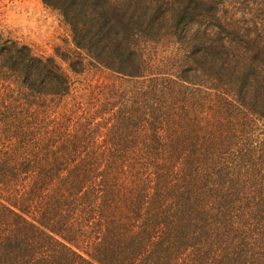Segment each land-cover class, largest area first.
I'll list each match as a JSON object with an SVG mask.
<instances>
[{"label":"trees","instance_id":"1","mask_svg":"<svg viewBox=\"0 0 264 264\" xmlns=\"http://www.w3.org/2000/svg\"><path fill=\"white\" fill-rule=\"evenodd\" d=\"M41 2L59 12L70 27L75 47L96 65L129 78L147 77V93L154 99L157 86L159 96L168 87L169 110L178 107L181 111L178 115L152 113L155 130L164 131L169 146L150 157L145 154L150 166L156 167L148 170L145 164L140 171H150L157 180L163 172L172 178L163 186L170 184L162 197L153 194L147 201L141 193L147 195L150 188L141 191L142 183L135 177L124 176L126 180L120 183L114 177L104 178L103 198L88 196V205L78 206L83 214L90 213L94 203L96 209L101 208L91 220L89 214L76 213V223L85 220L89 226L82 247L77 244L76 223L54 222L44 209H37L35 225L26 218L30 216L27 205L17 202L0 213V264H264V230L250 243L241 228H234L237 231L231 237L238 240L227 244L223 226L225 220L229 222L225 216L230 214L232 192L246 195L249 213L258 206L264 211V155L260 150L264 144L256 143L251 134L252 119L264 127V0ZM162 36L178 44L170 72L157 79L161 73H147L142 47ZM8 48L10 72L25 91L48 96L67 93L66 79L53 60L33 57L25 47ZM200 78H206L215 86L210 90L217 91L207 93L211 96L208 111L217 99L216 119L211 115L202 121L195 112L196 93L201 91L186 95L187 87ZM190 104L192 116L187 109ZM166 163L176 164L177 172L166 169ZM57 189L58 184H52L51 194ZM210 193L218 202L206 198ZM209 205L212 211L205 214ZM127 224H137L138 231L132 232ZM164 224L168 231L156 229ZM142 229H152L157 239L143 241ZM43 248L45 252L38 251Z\"/></svg>","mask_w":264,"mask_h":264},{"label":"rangeland","instance_id":"2","mask_svg":"<svg viewBox=\"0 0 264 264\" xmlns=\"http://www.w3.org/2000/svg\"><path fill=\"white\" fill-rule=\"evenodd\" d=\"M175 44L178 42L174 38L162 36L143 45L149 75L161 73L156 77L161 79L162 74L170 72L177 52ZM8 47H25L33 57L53 60L59 74L66 79L67 93L48 96L25 91L21 81L10 72ZM148 82L147 77L129 78L96 65L75 47L70 27L59 12L44 6L41 0H0V213L23 202L30 213L26 218L35 225L37 209H44L52 221L61 219L66 225L76 223V213L89 214L91 220L101 208L96 209L94 203L90 205L91 212L83 214L78 206L88 205V196L103 198L102 183L110 177L118 183L126 180L124 176L135 177L142 183L141 191L150 188L147 195L142 191L143 200L147 201L153 194L162 197L170 184L163 186L172 177L163 172L157 180L150 171H140L145 164L148 170L156 167L150 166L148 158L169 146L164 131L155 130L152 113L178 115L181 110L178 107L169 110L172 97L168 87L159 96L160 86H157L158 101L148 94ZM214 87L206 78H200L185 91L189 97L194 95L190 91H201L196 93L195 112L202 121L209 120L211 115L216 119L219 112L214 97L208 111L211 96L207 93L216 94L217 91L210 90ZM252 120V139L264 144L263 124ZM163 127L167 129V125ZM260 150L264 155V147ZM173 165L165 164L166 169L177 172L176 164ZM149 176H152L150 180ZM52 184H58L55 195L51 194ZM211 193L206 198L218 202V197ZM245 196H235L232 192L230 214L225 216L229 222L225 220L223 224L227 244H236L238 240L231 237L237 231L234 228H241L250 243L264 230V211L258 206L249 213L251 207ZM224 201L218 203L219 212ZM206 211H212L211 205L205 214ZM76 225L80 232L77 244L82 247L84 233L89 231L88 222L78 219ZM127 226L132 232L139 229L137 224ZM91 229H96L92 223ZM156 229L168 231L165 224ZM143 230L140 232L143 241L157 239V235L152 236V229ZM42 231L48 233L46 229ZM94 238L93 234L91 241ZM38 251L45 252L44 248Z\"/></svg>","mask_w":264,"mask_h":264}]
</instances>
